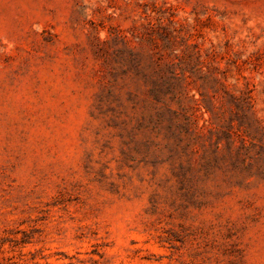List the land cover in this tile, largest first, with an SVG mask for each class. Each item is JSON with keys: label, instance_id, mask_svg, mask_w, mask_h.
Returning <instances> with one entry per match:
<instances>
[{"label": "rangeland", "instance_id": "374dc122", "mask_svg": "<svg viewBox=\"0 0 264 264\" xmlns=\"http://www.w3.org/2000/svg\"><path fill=\"white\" fill-rule=\"evenodd\" d=\"M0 264H264V0H0Z\"/></svg>", "mask_w": 264, "mask_h": 264}]
</instances>
